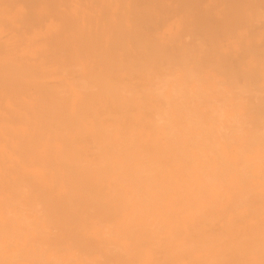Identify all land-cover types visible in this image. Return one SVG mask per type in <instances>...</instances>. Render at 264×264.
<instances>
[{"label":"bare ground","instance_id":"bare-ground-1","mask_svg":"<svg viewBox=\"0 0 264 264\" xmlns=\"http://www.w3.org/2000/svg\"><path fill=\"white\" fill-rule=\"evenodd\" d=\"M260 208L264 0H0V264H264Z\"/></svg>","mask_w":264,"mask_h":264},{"label":"rangeland","instance_id":"rangeland-1","mask_svg":"<svg viewBox=\"0 0 264 264\" xmlns=\"http://www.w3.org/2000/svg\"><path fill=\"white\" fill-rule=\"evenodd\" d=\"M218 78H219V77H218ZM215 80H216V82L219 81V80H217V77H215V78H211V79H210L211 82H214ZM203 81H205V80H203ZM216 82H214V83H216ZM216 85H217V83H216ZM219 86H220V85H219ZM219 86H218V89H220V88L222 87V85H221L220 88H219ZM241 89H242V88H241ZM220 90H222V88H221ZM233 90H235V89H233ZM233 90H232V91H233ZM237 90H238V91H237ZM236 91L239 92V93H237L238 95L242 92V91L239 90L238 88L235 90V92H236ZM240 91H241V92H240ZM233 92H234V91H233ZM235 92H234V93H235ZM243 92H245V91L243 90ZM243 92L241 93L242 95H241V94L239 95L241 98L238 96V98L240 99V102L238 101L239 99H237V100L235 99V101H237L239 104H240V103H244V104H243V105L240 104V106H241V105H242V106H241V107H240V106L238 107L239 104H237V102H236L235 104H237V105H236V106L234 105L235 108H234L233 105H231L232 108H234V109H241V108L244 107L245 105H246L245 107H248L249 105L252 106V103L250 104V102H247L248 99H246V98H242V97H244V96H243ZM217 93H219V90H218ZM234 93H232V94H234ZM246 93H247V92H246ZM246 93H245V94H246ZM219 94L221 95V93H219ZM229 94H231V93H229ZM249 95H250V94H248V96H249ZM257 95H258V93H257ZM259 95H260V94H259ZM246 96H247V95H246ZM222 97H224V95H223V96H222V95L219 96L220 101L222 100ZM224 98H225V97H224ZM224 98H223V100H222L221 102L224 101ZM241 99H242L243 101H244V100H246V101H245V102H242ZM225 100H226V99H225ZM220 101L218 100V103H217V101H216V103H217L216 105H219V104H220V107H222V105H226V106L228 105V103H227L228 100H226L227 102L224 101L225 103L223 102L222 104L220 103ZM226 103H227V104H226ZM247 103H248V105H247ZM184 107H185V105H184ZM245 107H244V108H245ZM211 108H212V107H211ZM244 108H243V109H244ZM214 114H215V113H214ZM214 114H213V115H214ZM194 115H195V114H194ZM206 115H207V114H206ZM206 115H205V117H203L204 115H203V116H196V118L199 117V119H200V117H203V119H204V118L206 119L210 114L207 115V117H206ZM211 116H212V115H211ZM216 116H217V115H216ZM212 117H213V120L216 118V117H214V116H212ZM212 117H208V120H209V118H212ZM219 118H220V117H219ZM201 119H202V118H201ZM205 119H204V121H205ZM206 120H207V119H206ZM211 120H212V119H211ZM243 121H244V120H243ZM262 209H263V208H260V210H262ZM263 210H264V209H263ZM261 212H262V211H261ZM97 225H98V224H97ZM262 227H263V226H262ZM260 229H262V228L260 227ZM263 229H264V227H263ZM260 231H262V230H260ZM260 231H258V232H260ZM256 233H257V231H256ZM254 234H255V231H254Z\"/></svg>","mask_w":264,"mask_h":264}]
</instances>
